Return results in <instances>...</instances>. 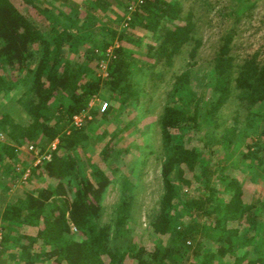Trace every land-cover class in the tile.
<instances>
[{
  "label": "trees",
  "instance_id": "obj_1",
  "mask_svg": "<svg viewBox=\"0 0 264 264\" xmlns=\"http://www.w3.org/2000/svg\"><path fill=\"white\" fill-rule=\"evenodd\" d=\"M183 3L0 0V95L24 88L18 102L29 117L22 126L0 112V132H6L14 144L30 139L29 146L38 154L50 155L36 164L34 155L29 161L22 159L10 173L12 181H21L27 189L3 205L1 219L7 227L35 229L33 237L20 239V264H121L126 254L135 264H186L188 260L189 264H264V193L246 201L248 189L240 182L215 187L219 172L215 162L202 161L197 147L187 145L202 130L207 137L204 145L212 143L210 134L218 127L219 110L234 95V124L213 142L230 148L235 124H241L250 132L241 155L264 176V61L252 55L234 65L233 28L228 29L212 59L207 81L211 93L208 98L200 95L192 76L201 40L193 14L183 12ZM240 3L228 0L223 15ZM145 35L149 38L145 56L151 60L147 68L160 62L172 65L185 46L192 59L189 67L174 76L158 119L162 193L149 217L158 236L152 250L129 240L131 199H120L111 221L102 222L101 202L110 179L98 165L83 170L77 149L86 144L85 125L73 124V117L86 111L102 91L116 96L122 107L130 104L136 96L129 81L137 63L132 46L139 45ZM82 48L83 59L75 61L72 56ZM101 62H105V75L98 72ZM96 111L94 107L91 112ZM102 114L110 116L109 111ZM115 137L101 147L103 158L109 156ZM15 148L0 147L4 152ZM35 172L45 180L44 186L33 185ZM197 184L203 185L205 195L189 196L187 189ZM232 220L238 225L229 227ZM7 237L2 233L0 241ZM203 238L213 241L212 250H203ZM104 255L110 257L108 263ZM0 264H6L1 256Z\"/></svg>",
  "mask_w": 264,
  "mask_h": 264
},
{
  "label": "rangeland",
  "instance_id": "obj_2",
  "mask_svg": "<svg viewBox=\"0 0 264 264\" xmlns=\"http://www.w3.org/2000/svg\"><path fill=\"white\" fill-rule=\"evenodd\" d=\"M78 1V0H77ZM240 4H233L229 14L223 15L228 0H184L183 12L193 14L196 25V36L201 40L194 57L192 84L196 91L208 98L211 90L207 86L212 59L221 41L222 35L233 28L230 55L234 65L252 55L258 60L264 61V0H241ZM227 12V11H226ZM110 15H112L110 13ZM148 36H144L142 42L132 47L135 49L137 63L133 65L130 75L132 90L136 96L131 98L130 104L122 107L116 96L102 91L89 103V108L79 115L76 120L80 122L78 127L85 125L86 144L77 149L83 170L88 171L93 165H98L108 175V183L102 199V222H110L113 218L114 206L120 199L127 197L132 200L130 223L131 231L129 240L136 245H143L148 250L154 248L158 236L149 225V217L157 208L162 193L160 177L159 151V125L158 119L166 102L167 93L171 88L174 76L189 67V46H185L174 58L172 65L167 66L157 63L152 69L147 68L146 62L151 60L145 56ZM84 49L78 50L72 57L75 61H81ZM105 62L99 64L98 72L105 75ZM25 89L20 87L10 94L0 95V112H6L13 122L22 126L29 123V117L18 102ZM136 100V101H135ZM106 102L107 107L101 110V105ZM96 108V113L92 109ZM91 109V111H90ZM237 109V99L234 95L219 110L218 127L210 134L212 143L207 147L204 140L207 137L202 132H195L187 142L188 146H195L200 151L202 161L210 158L215 162L218 175L214 178L215 187L221 188L226 181L240 182L246 189V201L264 193V176L252 165L244 161L241 151L250 137V132L241 124H235L236 133L232 146L224 149L213 142L220 136L224 129L234 124L233 116ZM109 111V117H104L102 112ZM244 128V129H243ZM9 129V127H8ZM14 136H17L14 134ZM112 136L113 148L109 150V156L103 158L100 154L101 147ZM210 138V137H209ZM208 138V139H209ZM2 144L14 145L15 151H1L0 157V238L2 233L8 237L0 241V256L6 260V264H20L17 258L20 239H30L35 235V229L28 226L4 225L1 219L2 207L6 202H14L21 197L26 184L21 181H12L13 167L22 159L29 161L34 152H28L30 139H25L22 144H14L6 136V132H0V147ZM32 177L33 185L44 186V179L39 175ZM27 172L23 174V178ZM127 180V187H124ZM220 191V190H219ZM189 196H204L202 184L193 185L187 189ZM226 198L227 195L223 194ZM190 221V217H185ZM238 225L234 220L229 221V227ZM242 225L238 228L242 230ZM166 241V237H161ZM203 250L214 248V243L209 238H203ZM19 253V252H18ZM108 263L110 257L103 256ZM190 261V260H188ZM186 264H189V262ZM131 254H126L121 264H135Z\"/></svg>",
  "mask_w": 264,
  "mask_h": 264
},
{
  "label": "built area",
  "instance_id": "obj_3",
  "mask_svg": "<svg viewBox=\"0 0 264 264\" xmlns=\"http://www.w3.org/2000/svg\"><path fill=\"white\" fill-rule=\"evenodd\" d=\"M106 107H107V103L104 102V103L101 105L100 109H101V110H105ZM81 114H82V113H81ZM81 114H79V115H81ZM79 115H75V116L73 117V124H74L75 126H79V124H80V122L76 120V118H77ZM55 143H56V141H54V142L51 143V148H54V147H55ZM28 148H29V150H34V151H33V152H34V157H35V159H34V164L38 163L41 159H49V156H50L49 153H45V152H43V153H41V154H38L37 151H36L32 146H29Z\"/></svg>",
  "mask_w": 264,
  "mask_h": 264
}]
</instances>
